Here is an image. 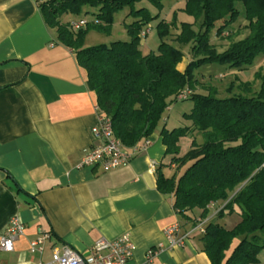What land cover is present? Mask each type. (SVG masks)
I'll list each match as a JSON object with an SVG mask.
<instances>
[{
    "label": "crops",
    "instance_id": "1",
    "mask_svg": "<svg viewBox=\"0 0 264 264\" xmlns=\"http://www.w3.org/2000/svg\"><path fill=\"white\" fill-rule=\"evenodd\" d=\"M36 1L0 0V241L11 219L26 227L13 252L0 250V264H45L64 246L85 256L98 241L126 235L136 247L132 264H147L148 252L160 247L151 264H211L199 230L182 248L170 249L165 235L176 224L182 234L201 222L206 228L226 205L209 206L210 215L193 225L177 215L173 194L158 190V170L166 178L177 170L161 137L169 118L131 149L135 155L127 166L109 172L81 166L85 150L99 144L92 132L99 123L97 95L76 53L58 41ZM178 66L184 73L189 62ZM186 138L179 142L182 155L191 148L181 150ZM231 215L219 223L229 228ZM42 234L51 238L39 256L30 244ZM239 243L234 240L227 256ZM259 260L264 264L263 251Z\"/></svg>",
    "mask_w": 264,
    "mask_h": 264
},
{
    "label": "trees",
    "instance_id": "2",
    "mask_svg": "<svg viewBox=\"0 0 264 264\" xmlns=\"http://www.w3.org/2000/svg\"><path fill=\"white\" fill-rule=\"evenodd\" d=\"M144 1L161 9L165 0L36 2L46 25L56 30L58 41L76 53L78 64L87 71L88 88L97 95L99 111L111 119L116 137L126 148L138 147L151 137L165 112L180 101V93L190 92L187 100L193 102V108L183 115L190 124L161 130L166 156L171 157L169 164L180 174L166 178L160 168L158 190L173 194L177 215L193 225L198 217L210 215L209 206L226 204L201 234L204 252L211 264H259L264 251V74H255L261 82L258 92H252L250 83L241 82L238 88L248 95L221 99L215 88L208 89L207 94L199 92L194 72L210 64L247 70L264 56V0H187L185 12L196 21L175 26L179 31L176 42L192 45L193 60L184 73L178 65L185 55L172 44L161 41L157 52L141 51L142 33L159 18L147 8L137 7ZM125 9L136 19L126 25L129 41L84 46L91 29L111 34L115 15ZM82 14H92L94 19L75 33L70 28L74 21H63V16ZM242 15L249 22V35L218 52L211 42L212 30L219 25L216 36L221 35ZM174 25L161 20L159 35L169 36ZM232 87L233 83L230 90ZM186 137L194 142L182 155L179 142ZM197 137L203 139L201 144ZM236 207L241 210V222L234 229H226L219 221L233 214ZM236 239L239 245L227 256Z\"/></svg>",
    "mask_w": 264,
    "mask_h": 264
},
{
    "label": "rangeland",
    "instance_id": "3",
    "mask_svg": "<svg viewBox=\"0 0 264 264\" xmlns=\"http://www.w3.org/2000/svg\"><path fill=\"white\" fill-rule=\"evenodd\" d=\"M186 3L187 0H165L163 2V7L161 9H157L149 2L144 1L137 6L138 8H147L152 16L159 15V18L153 20L148 26L149 28H151V32L141 40L140 49L143 53L147 54L150 52H157L162 41L168 42L174 47L180 49L185 55V60H187L189 63L193 60V56L191 53L192 45H181L176 42V38L179 34V31L176 29V27H180L182 23L194 24L196 21L194 17H191L185 12ZM238 8L244 14V8L241 4H238ZM128 15L129 9H125L115 15V23L112 28V32L109 35L102 34L91 29V31H89L85 37L84 46L86 48L99 45L109 46L117 41H129L130 38L126 29V25L133 23L136 19L133 16ZM93 19L94 16L92 14H82V16H63V21L65 20L66 22L79 20L90 22ZM161 20H164L167 24H175L173 28H171L172 30L170 31V35L167 37H161L157 30V25L159 24V22H161ZM218 26H216V28L211 32V42L217 47L218 52L220 53L224 52L230 46V44L245 39L250 33L249 22H246L244 15H242L235 24L226 29L224 33L216 36ZM198 27L199 26L197 24L194 25V29L197 32L199 31ZM74 32L78 33V31ZM256 73L264 74L263 55H260L255 60L254 64L247 70L231 69L228 65L210 64L204 65L200 69L196 70L194 72V75L195 80H198V82L200 83V88L198 89L199 92L207 94L206 92H208V89L215 88L218 91L219 98L223 99L240 94L248 95L247 93H245V91L238 88L241 82L250 83L252 85V92H258L261 87V82L256 78ZM232 83L233 87L232 90H230ZM192 106L193 102L190 100L173 103L170 109L167 110L163 115V119H170L169 128L172 129L188 126L190 122L186 121L183 118V115L185 113H189L193 108ZM158 127L162 128V125L160 124ZM193 142L194 141L189 137L186 138V140H183L181 142V150L183 152H187L189 150V147L192 146ZM196 142L198 144H201L203 142V139L201 137H198L196 139ZM171 174L173 175L172 177H174L175 175H178L180 173H178L176 170ZM240 213V208L236 207L235 212L230 216V221L228 220L229 222H227L230 229H226H234L239 224V222H241ZM227 216L229 215L226 214V217Z\"/></svg>",
    "mask_w": 264,
    "mask_h": 264
},
{
    "label": "built area",
    "instance_id": "4",
    "mask_svg": "<svg viewBox=\"0 0 264 264\" xmlns=\"http://www.w3.org/2000/svg\"><path fill=\"white\" fill-rule=\"evenodd\" d=\"M87 26V21L79 20L70 23L71 30L80 31ZM151 32V28L142 33V38ZM190 92L180 93L178 100H187ZM99 112V123L92 128V132L99 144L85 150L82 158V167H102L105 172L114 171L127 166L134 158V152L126 148L123 143L116 137L112 121L109 117ZM144 147L143 149H145ZM155 166V165H154ZM199 230V231H198ZM26 227L19 218H13L9 227L1 238L0 250L5 253L14 251L16 240L25 235ZM205 233L204 223L190 233L182 234L181 226L176 224L165 230V235L169 242L170 249L182 248L194 232ZM50 234H42L30 244L32 253L39 256L44 255L45 247L50 241ZM135 245L131 242L128 235L117 240L98 241L91 249L88 255H80L68 246L61 250L55 248L51 260L45 264H132V258L135 252ZM162 248L159 250L152 249L147 254L148 263L151 264ZM44 264V263H40Z\"/></svg>",
    "mask_w": 264,
    "mask_h": 264
}]
</instances>
